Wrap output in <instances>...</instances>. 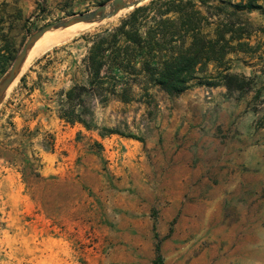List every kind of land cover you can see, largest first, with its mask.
Here are the masks:
<instances>
[{
	"label": "rangeland",
	"instance_id": "rangeland-1",
	"mask_svg": "<svg viewBox=\"0 0 264 264\" xmlns=\"http://www.w3.org/2000/svg\"><path fill=\"white\" fill-rule=\"evenodd\" d=\"M111 1L0 0V81L33 33ZM130 11L50 44L1 100L0 264H264V31L227 62L250 88L212 63L179 95L134 85L126 102L118 83L61 117L92 34Z\"/></svg>",
	"mask_w": 264,
	"mask_h": 264
},
{
	"label": "trees",
	"instance_id": "trees-1",
	"mask_svg": "<svg viewBox=\"0 0 264 264\" xmlns=\"http://www.w3.org/2000/svg\"><path fill=\"white\" fill-rule=\"evenodd\" d=\"M255 10H264V0H150L136 7L115 26L92 34L84 59L89 85L74 84L67 91L70 109L61 117L82 121L73 109L83 96L115 92L118 83L126 86L121 92L126 102L134 85L146 90L152 84L179 95L212 63L229 91L250 88L251 77L233 73L227 62L234 53L259 51L252 37L264 27L252 20ZM210 77L209 84H219ZM156 250L160 253L159 246Z\"/></svg>",
	"mask_w": 264,
	"mask_h": 264
},
{
	"label": "water",
	"instance_id": "water-1",
	"mask_svg": "<svg viewBox=\"0 0 264 264\" xmlns=\"http://www.w3.org/2000/svg\"><path fill=\"white\" fill-rule=\"evenodd\" d=\"M148 1L150 0H112L108 4L99 5L94 10L74 14L68 18H63L47 24L46 26L33 33L24 43L14 61L12 62V65L10 66L8 72L0 81V102L21 73L27 60L28 52L32 45L48 30L53 28L57 29L67 27L79 22L100 23L119 15L123 10H133L136 7L147 3Z\"/></svg>",
	"mask_w": 264,
	"mask_h": 264
},
{
	"label": "bare ground",
	"instance_id": "bare-ground-1",
	"mask_svg": "<svg viewBox=\"0 0 264 264\" xmlns=\"http://www.w3.org/2000/svg\"><path fill=\"white\" fill-rule=\"evenodd\" d=\"M127 10H123L121 13ZM91 23L88 22H79L72 24L67 27L50 29L43 36H41L30 48L27 56V60H31L36 54L47 48L50 44L56 43L72 33H77V31L89 27ZM26 60V61H27ZM26 63V62H25Z\"/></svg>",
	"mask_w": 264,
	"mask_h": 264
},
{
	"label": "crops",
	"instance_id": "crops-1",
	"mask_svg": "<svg viewBox=\"0 0 264 264\" xmlns=\"http://www.w3.org/2000/svg\"><path fill=\"white\" fill-rule=\"evenodd\" d=\"M189 88H190V87H189ZM189 88H188V89H189ZM188 89H187V90H188ZM178 124H179V122H178ZM41 153H47V152H43V151H42ZM137 154H139V153H137ZM46 155H47V154H45L44 157H45ZM47 166H48V164H47ZM149 245H150V241H149ZM146 248H148V242H147V247H146ZM149 256H150V258H151L152 255H149ZM149 256H148V261H147V259L145 258V259L142 260L141 262H142V263L144 262V264H152V262H149Z\"/></svg>",
	"mask_w": 264,
	"mask_h": 264
}]
</instances>
